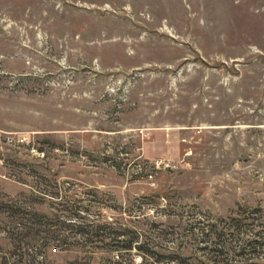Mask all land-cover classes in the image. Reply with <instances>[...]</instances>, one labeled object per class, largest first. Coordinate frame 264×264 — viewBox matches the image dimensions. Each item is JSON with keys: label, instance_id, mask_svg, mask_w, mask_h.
<instances>
[{"label": "rangeland", "instance_id": "374dc122", "mask_svg": "<svg viewBox=\"0 0 264 264\" xmlns=\"http://www.w3.org/2000/svg\"><path fill=\"white\" fill-rule=\"evenodd\" d=\"M128 242L264 264V0H0V264Z\"/></svg>", "mask_w": 264, "mask_h": 264}, {"label": "trees", "instance_id": "16d2710c", "mask_svg": "<svg viewBox=\"0 0 264 264\" xmlns=\"http://www.w3.org/2000/svg\"><path fill=\"white\" fill-rule=\"evenodd\" d=\"M112 226L113 225L111 223L97 224L95 231H94V229H92L93 230L92 232L95 234V236L102 235V234H106V235L110 236L112 233H110L108 231V228H110ZM124 234H127V232L124 233L122 231H116V234H115V236H113V238L116 237V238H119V240H122V239H120V236H122ZM128 243H127L128 245H124L125 246L124 248L122 247L123 246L122 245V246H119V248L116 249V250H119L117 252V256L119 257V259L117 260V263L114 262L115 264H122V257L124 256L123 253H122V250L123 249H130L132 244H133V243H130V242H128ZM128 246H130V247H128Z\"/></svg>", "mask_w": 264, "mask_h": 264}, {"label": "built area", "instance_id": "2783aa9c", "mask_svg": "<svg viewBox=\"0 0 264 264\" xmlns=\"http://www.w3.org/2000/svg\"><path fill=\"white\" fill-rule=\"evenodd\" d=\"M22 142L28 143L29 151L35 154L37 158L44 159L42 157L46 156V152L38 148L32 141H29L26 137L21 138Z\"/></svg>", "mask_w": 264, "mask_h": 264}]
</instances>
